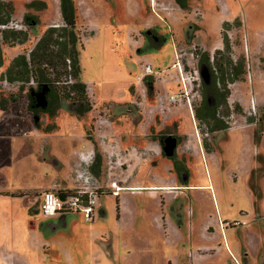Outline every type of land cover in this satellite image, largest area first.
<instances>
[{
    "label": "rangeland",
    "instance_id": "1",
    "mask_svg": "<svg viewBox=\"0 0 264 264\" xmlns=\"http://www.w3.org/2000/svg\"><path fill=\"white\" fill-rule=\"evenodd\" d=\"M31 1L0 0V6H12L13 21L22 22L26 12L38 18L35 26L21 29L28 33L27 43L1 45L0 96L16 98L0 111V264H264V118L258 120L264 117V0H187L186 9L172 0H74L80 80L94 94L97 112L82 120L62 100L54 116L40 115V128L27 106L30 85L19 92L21 84L2 77L47 27L62 24L59 0H38L42 9L27 8ZM149 28L166 35L159 47L143 36ZM175 52L186 69L188 60L197 66L196 55L202 54L215 67V61L243 62L242 75L226 81L227 129L208 133L195 123L192 112L200 98L194 92L192 111L186 105L156 107L158 94L178 90ZM147 63L151 93L145 78L136 80ZM109 102H118L117 110L137 123L150 120L141 136L155 149L142 155L151 159L150 171H137L146 179L141 183L158 184L171 176L173 162L159 142L167 134L178 137L175 161L185 180L174 166L176 188L154 196L147 188L136 195L100 194L91 222L80 213L66 214L64 221L44 217L39 200L55 181L59 188L77 187L74 156L88 142L98 148L94 121ZM52 123L54 130L44 129ZM126 164L115 166L109 179L103 169L96 175L100 185L112 179L119 185L126 176L129 181ZM235 221L245 225L229 226ZM28 233H40L43 244Z\"/></svg>",
    "mask_w": 264,
    "mask_h": 264
},
{
    "label": "trees",
    "instance_id": "2",
    "mask_svg": "<svg viewBox=\"0 0 264 264\" xmlns=\"http://www.w3.org/2000/svg\"><path fill=\"white\" fill-rule=\"evenodd\" d=\"M9 4V3H8ZM180 7L186 6L185 0H178ZM45 4L33 0L27 4V8L42 9ZM59 12L62 24L47 27L29 52H21L15 56L6 66L2 75L11 83H19V92L24 90V84L31 79L36 82L35 86H28L27 106L33 116L34 125L40 124V115L54 116L60 108V102L66 100L71 115L82 118L91 110L88 100L86 84L80 80L79 52L77 44L80 40V29L77 27V9L74 0H59ZM12 6H0V25H5L12 20ZM22 23L26 26L36 25L38 18L29 12L24 13ZM28 41V33L22 30L3 29L0 30V65L3 63L1 45L25 44ZM70 61V64L68 63ZM216 67L209 62L207 54H202L199 65H205L210 74L208 83L202 79L200 87V103L192 112L195 121L204 127L206 132L214 133L227 129V92L226 81L236 80L243 73V62L240 61L233 66L230 62H216ZM218 65V68H217ZM229 66V67H228ZM70 67V70H69ZM231 76V78H228ZM69 80L71 82H69ZM147 91H152V78H146ZM47 87V88H46ZM46 88V89H45ZM44 90L45 106L37 105V97L33 92ZM16 95L0 96V110L7 111L8 106L15 102ZM264 114V106L262 108ZM264 117L260 116L259 121ZM45 130L55 129V125L48 124ZM259 134L260 130L256 129ZM178 173L185 172L183 167L178 166L173 157ZM91 171L98 175L100 166H91ZM63 192V191H62ZM60 191L59 194H62Z\"/></svg>",
    "mask_w": 264,
    "mask_h": 264
},
{
    "label": "built area",
    "instance_id": "3",
    "mask_svg": "<svg viewBox=\"0 0 264 264\" xmlns=\"http://www.w3.org/2000/svg\"><path fill=\"white\" fill-rule=\"evenodd\" d=\"M22 22H16L11 20L5 25H0V30L3 29H15L21 30L25 27ZM28 27V26H27ZM181 55L175 52L176 61L173 67L176 69L177 78L176 85L178 90L175 92H168L165 94H158L156 96V107L161 111L164 109H170L172 106L176 107L178 105H186L192 111L191 99H193L192 92L197 94L200 98V87L202 86V78L199 75V59L201 55L197 56V66L191 61H187L188 69L185 68L182 60H180ZM212 59V57H211ZM212 61V60H211ZM70 64V61H68ZM70 70V67H69ZM152 76V66L151 64H145L142 72V76L138 75L137 82L143 81L145 78ZM69 82H71L69 80ZM7 84V83H6ZM28 85L35 86L36 82L31 79ZM194 88H196L194 90ZM144 91V88H143ZM102 143H105L106 139L101 138ZM108 155V165H107V177H111L112 170L115 166L122 167L123 163L120 161L122 153L121 151L115 149L114 145H110ZM95 158V152L93 150H86L80 153L79 163L74 171V182L77 187L70 189L68 191H63L59 188H52L46 190L40 198L39 210L44 217H56L62 216L69 213H80L83 215L84 220L91 222L94 220L97 214V199L100 194L111 193L118 195V192L122 187H120L116 180L112 179L108 181L105 186H101L97 176L91 171V164ZM62 194H59V192ZM222 228L225 227V223L220 222ZM245 225L244 222L235 221L229 224V226H241Z\"/></svg>",
    "mask_w": 264,
    "mask_h": 264
},
{
    "label": "crops",
    "instance_id": "4",
    "mask_svg": "<svg viewBox=\"0 0 264 264\" xmlns=\"http://www.w3.org/2000/svg\"><path fill=\"white\" fill-rule=\"evenodd\" d=\"M145 82H146V79H145ZM86 89H87V95L90 98L89 101L91 103L90 114L94 115L97 112L95 110L97 106L93 100L94 94L90 92V88L88 86H86ZM109 103L110 104L108 106L104 107L106 109L105 111L101 110L102 114L101 113H98L99 115L97 114L99 116V119L94 121L95 130L92 135H94L95 138L97 139L98 148H96L95 145L93 147L92 142H88L89 146H86L81 150H77V153L74 157L78 158L79 160V155L81 152L86 151V150H93L95 152V158L91 166L95 165V168H96L98 164V166H100V172H102V170L104 169L103 173H105L107 169V165H108L107 164L108 163L107 153L109 151L110 145H114L115 149L121 151L122 156H121L120 161L123 163V166L127 163L126 167L128 169L126 170L130 172V175H132V178L128 181L127 180L128 176H126L120 180L121 183L119 184V186L122 188L120 189L119 195L117 196H120V194H122L121 193L122 191L128 192L131 195L141 194L142 190H144L142 188H147L146 189L147 193L149 195L154 196L156 195L157 190L166 191L165 189H170L171 187L176 188L178 186L177 175L175 172L174 173L172 172L174 171L172 169L175 165H174L173 160L171 159H169V161H172L173 163H172V166L168 167V172L171 173V176L169 178H162L160 180L161 183H158V184L146 185V184L141 183L146 179L144 178V175L139 177L137 174V171L140 168L141 169L147 168L148 170V167L150 165L148 161L151 159L149 155L147 157H142V155L148 154L147 152L151 149L152 150L155 149V143L152 140H149L147 138H142L141 136L146 133L145 132L146 127L150 123V120H148L145 123H137L133 121L132 116L128 115L127 113L122 114L117 110V105L119 104L118 102H109ZM103 104L104 103H102V106ZM80 119L84 120V116ZM102 137L106 139L105 143H102V139H101ZM124 145H126L127 147L124 148L123 147ZM139 146L141 149L139 148ZM194 152H198V150L196 149L194 150ZM138 154L140 157L138 156ZM174 158H175V154H174ZM176 158L179 159L177 156ZM56 161L57 163L60 162L58 159ZM130 161H133V162L130 163ZM123 166L120 168H123ZM127 181L129 182V184L125 185ZM54 187L59 188V184L56 181L52 184L51 189ZM59 189L63 191H68L73 188H69V189L59 188ZM39 203H40V200H39ZM6 222L9 224L8 220H6ZM174 226L179 227V225L175 223H174ZM28 235H29L30 240H37L38 244H43L42 239H41L42 236L40 233L39 234L36 233L34 235L32 234L30 235L28 233ZM25 236L26 234L22 238H20L19 241L22 242L23 239H25Z\"/></svg>",
    "mask_w": 264,
    "mask_h": 264
},
{
    "label": "water",
    "instance_id": "5",
    "mask_svg": "<svg viewBox=\"0 0 264 264\" xmlns=\"http://www.w3.org/2000/svg\"><path fill=\"white\" fill-rule=\"evenodd\" d=\"M32 26H35V25H31L29 27H32ZM201 75H202L203 81L206 82V83H208L209 80H210V74H209L208 68L205 65H201ZM32 94L36 95L37 102H38L37 105L38 106H45L46 105V101H45V98H44V90L42 92H33ZM127 112L129 113L130 111H127ZM175 148H176V139H175V137H171L170 136V137H168L165 140V143L162 145V152L164 153V155L166 157H173L174 152H175ZM180 174H181V176L183 175L181 177L182 180H185L186 174L184 172H181ZM64 219H65V215H62L59 218V220H63V221H64ZM49 225L52 228L57 227L53 223H50Z\"/></svg>",
    "mask_w": 264,
    "mask_h": 264
},
{
    "label": "flooded vegetation",
    "instance_id": "6",
    "mask_svg": "<svg viewBox=\"0 0 264 264\" xmlns=\"http://www.w3.org/2000/svg\"><path fill=\"white\" fill-rule=\"evenodd\" d=\"M179 8L181 9H186L187 7V0L186 1V6L185 7H180V5L178 4V0H172ZM143 36L145 37V39L148 41V43L152 46V47H156L159 45L165 40V37L166 35L165 34H162L160 32L159 29H156V28H149V29H146L143 31ZM3 96V95H2ZM1 111V110H0ZM3 112V111H2ZM193 114V113H192ZM194 119V117H193ZM195 121V119H194ZM196 123V121H195ZM175 137L176 139V146L178 144V137L173 135V134H167V135H162L159 142H162V144L165 143V140L168 138V137Z\"/></svg>",
    "mask_w": 264,
    "mask_h": 264
}]
</instances>
